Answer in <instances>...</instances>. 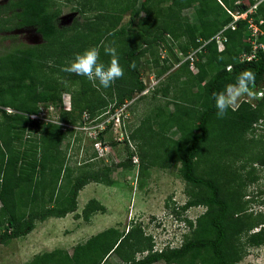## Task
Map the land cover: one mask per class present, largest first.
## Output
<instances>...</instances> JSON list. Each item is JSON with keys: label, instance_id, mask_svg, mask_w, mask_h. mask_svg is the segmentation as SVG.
Instances as JSON below:
<instances>
[{"label": "trees", "instance_id": "trees-1", "mask_svg": "<svg viewBox=\"0 0 264 264\" xmlns=\"http://www.w3.org/2000/svg\"><path fill=\"white\" fill-rule=\"evenodd\" d=\"M93 1V18L76 25L93 35L91 45L100 48L105 65L111 57L105 54L104 46L112 44L124 68L122 78L108 88L101 87L104 93L98 92L86 77L62 69L64 61L73 59L82 48L78 50L69 30L58 25L60 10L51 0H8L0 5V16L5 18L0 20V33L34 28L42 40L36 46L16 45L0 55V245L25 237L35 222L76 212L78 194L87 184H114L112 168L107 165H87L76 175L66 166L61 147L69 131L62 125L82 124L84 114L92 123L99 122L102 118L95 119L108 109L113 112L143 92L146 85L140 77V66L147 55L152 74L164 78L153 91H174L173 100L157 106L138 125L127 126L128 139L122 142L126 158L116 165L129 166L135 155L141 170L165 169L178 163L188 197L181 210L202 206L203 213L194 223L187 220L191 230L176 248L153 250L152 237L145 235L140 226L131 225L127 231L108 228L75 245L71 253L55 250L35 256L27 264H107L111 255L121 264H238L247 247L264 244V215L249 211L248 205L254 200L245 199V187L258 180L253 163L264 168V141L249 142L245 137L264 120V95L256 96L255 106L241 101L221 119L216 114L213 94L235 83L246 69L255 72L250 88L264 94V50L258 48L250 61L240 60L252 51L247 21L234 22L230 15L235 10H248L255 1ZM192 8L193 22L182 14ZM125 13H130V28H117ZM250 17L256 22L263 20L260 28L264 31V1ZM220 31L226 38L222 51L213 39ZM258 43L264 44V37ZM161 47L168 57H160ZM197 49L194 73L189 61L181 62L179 55L188 56ZM175 63L180 64L173 70ZM80 80L82 87L72 95L71 110L59 111V123L43 124L27 118L41 108L61 106L62 95L68 93L65 82ZM181 80L183 85L176 90ZM169 105L173 111H168ZM5 107L15 113H7ZM174 129L177 138L170 136ZM130 142L138 153L130 150ZM110 144L118 145L113 141ZM255 145L258 147L253 152ZM92 155L99 159L95 153ZM242 160L239 169L232 167ZM103 209L96 200H89L81 217L88 222Z\"/></svg>", "mask_w": 264, "mask_h": 264}, {"label": "rangeland", "instance_id": "rangeland-1", "mask_svg": "<svg viewBox=\"0 0 264 264\" xmlns=\"http://www.w3.org/2000/svg\"><path fill=\"white\" fill-rule=\"evenodd\" d=\"M7 1L0 0V5H3ZM51 4L60 10L58 25L67 28V31L69 30L67 33L73 39H76L74 45L78 50L82 48V51L79 50V53L92 47L91 40L93 35L87 33V31L82 30V32L81 27L76 24L80 25L93 18L92 16H94L95 11L92 9V6L95 4V1L51 0ZM83 6L85 7L83 8ZM103 12L105 13V11ZM182 14L184 17H188L191 22L194 21L193 8L182 11ZM129 15L130 13H125L121 16L117 28L121 26L130 28ZM142 16L143 14H141ZM0 20L5 21V18L1 15ZM136 22L137 20H135L134 25ZM41 42V37L35 32L34 28L0 33V55L19 44L22 46H36ZM159 55L161 58H165L168 57V52L165 48L161 47ZM179 57L181 58V62H183L185 56L179 55ZM73 59L64 61L63 67L61 66L62 69L66 68ZM48 64L50 66H60V64L56 65L57 63L55 64L54 62H48ZM179 64L175 63L173 70H176ZM152 69L150 58L146 55L142 58L140 66V77L145 85H148L150 82V76L153 73ZM156 78L158 83L164 79L163 77ZM183 82L181 80L178 83L176 90L180 89ZM82 83V80L75 83L65 82L64 90L68 93L62 95L63 104L65 101L71 103L72 95L81 89ZM158 83L155 88L161 85ZM93 87L98 92L104 93V89L99 86L98 81L93 83ZM155 88L145 95H135L132 100L128 101L130 104L124 113L127 119H130L128 126L138 125L139 121L150 112H153L157 106L172 102L174 91H164L161 88L157 90L158 92H154ZM251 91L252 95L242 96L237 105L241 101H246L255 106L257 103L256 88H251ZM62 105L48 109L41 108L40 110L44 112L43 114H45V118L48 121L59 123L58 115L59 111L63 110ZM168 111H173L172 105L168 106ZM82 122H84L83 116ZM42 123L44 124V122ZM79 123L62 125L69 131L68 137L61 147L62 152L65 154L66 166L73 168L76 175L87 165L90 167L107 165L112 168L111 178L114 184L112 186L98 183L87 184L88 186L86 185L78 194L76 212L68 214L63 218H49L43 222H35L33 230L25 237L14 239L7 245H0V264H27L35 256L55 250L71 253L75 245L85 242L88 238L103 230L116 228L120 231H127L131 225L140 226L145 235H150L154 244H157V249L166 244V246L176 248L181 245L183 236L191 230L187 220L194 223L196 217L203 213L205 208L202 206L191 207L185 211L181 210V206L187 202L188 197L184 192L185 183L179 175L178 163H171L165 169L150 167L141 170L140 167L138 168L139 159L135 155L134 159H131V162H129V166L127 164V167H119L116 164L122 163L126 158L125 146L123 144L112 146L108 150V153L104 152V155L98 160L93 159V140L90 136L92 133L88 129H83V125ZM94 124L90 123L87 126ZM125 131L129 134L127 127ZM176 132L175 129L172 130L170 136L177 138ZM245 137L249 142L251 140L259 141L260 139L264 141V120L257 123L253 134L246 135ZM128 146L131 151H138L133 142H130ZM257 147L258 145L253 146L252 151L256 152ZM242 163L243 160L236 161L232 164V167L239 169L238 167ZM253 166L256 169L258 180L254 184L245 187L247 194L245 199H249L250 197L254 200L248 205L249 211H252L254 214L264 215V168L257 163H253ZM96 198L103 201V204L96 200ZM92 199L99 202L104 209L103 212H97L90 217L93 219V222H91V219L87 222L81 217V212L86 203ZM254 231L257 230L255 229ZM140 256L137 255V257ZM107 264H121V261L115 255H111L107 260ZM155 264L164 263L157 262ZM238 264H264V244L260 247H247L244 258Z\"/></svg>", "mask_w": 264, "mask_h": 264}, {"label": "built area", "instance_id": "built-area-1", "mask_svg": "<svg viewBox=\"0 0 264 264\" xmlns=\"http://www.w3.org/2000/svg\"><path fill=\"white\" fill-rule=\"evenodd\" d=\"M255 3L246 11L240 13V12H230V15L233 18V21H238V20H246L247 21V29H248V33H249V40H250V44L252 46V51L250 54H244L242 56H240V60L241 61H250L254 58L255 56V52L258 50V48H261L262 50H264V44L263 43H258V39L261 37H264V31H262V29L260 28V26L263 24V20H257V22L250 16H252L253 14L256 13L257 7L258 5L264 1V0H254ZM235 27H232V29H234ZM223 31H220L218 34H216L213 39L216 41L217 43V47H218V51H222L224 48V42L226 41V38L223 36ZM199 52V49L191 52L188 56L184 57V61H189L190 63V69L192 70V72L196 73V67L194 65V60H196V54ZM158 83L157 78L152 74V76H150V82L148 85H146V88L144 89L143 92H141V95H145L147 94L150 90H152ZM263 91H259L257 92V97L261 98L262 97V93ZM65 101V100H64ZM130 104V102H126L123 105H121L120 107L116 108L113 112L110 111V109H108L105 113H103L102 115L98 116L96 120L102 118L99 122H96L94 125L91 126H87L90 125V123H92L93 121L89 120V116L87 114L83 115V119L84 122L82 123V128L83 129H88L92 134L91 139L93 140V145H92V149L94 151V153L96 154V158H100L104 155L105 153H108V150L112 147L110 144V141L116 142L119 144H122V142L127 138V133L125 131V128L129 125L128 123L130 122V119H127V116L124 114L127 110L128 105ZM51 108V107H48ZM45 108V109H48ZM7 113H15L14 110H12L11 108L5 107L3 108ZM63 110L65 111H70L71 110V103L68 101H65L63 104ZM44 112L42 110H40L38 113L36 114H28L26 115L27 118L31 121V122H52V121H48L45 118V114H43ZM81 125V124H80ZM109 128V129H108ZM108 131L104 134H102L103 131L107 130ZM120 131V132H118ZM100 135H103V138H99ZM109 137L111 138V140L109 141ZM132 159H134V156L132 157ZM165 247L162 246L161 248L157 249V244L154 245V250H158L161 251L163 248Z\"/></svg>", "mask_w": 264, "mask_h": 264}, {"label": "clouds", "instance_id": "clouds-1", "mask_svg": "<svg viewBox=\"0 0 264 264\" xmlns=\"http://www.w3.org/2000/svg\"><path fill=\"white\" fill-rule=\"evenodd\" d=\"M104 52L111 57L107 65L100 59V48L93 46L85 49L82 53L75 54L74 59L63 70L77 76L86 77L93 83L98 81L99 86L108 88L115 80L123 77L124 68L119 63L115 46L112 44L105 45ZM132 66L134 67V64ZM255 78L254 70L246 69L238 75L235 83H230L223 91L213 94L218 118H224L230 108L234 110L242 96L252 95L250 86L254 84ZM166 245L165 247L171 248V246Z\"/></svg>", "mask_w": 264, "mask_h": 264}, {"label": "crops", "instance_id": "crops-1", "mask_svg": "<svg viewBox=\"0 0 264 264\" xmlns=\"http://www.w3.org/2000/svg\"><path fill=\"white\" fill-rule=\"evenodd\" d=\"M87 186H88V185H87ZM96 200H98V199L96 198ZM98 201H99L101 204H103V201H101V200H98ZM96 215H97V214H96ZM96 215H95V216H96ZM90 219H91V222H93V221H92L93 219H92V218H90ZM95 221H96V220H95ZM103 223H104V222H103ZM96 226H97V225H96ZM96 226H95V227H96ZM88 229H89V228H88ZM88 229H87V230H88ZM103 231H104V230H103ZM101 232H102V231H101ZM99 233H100V232H99Z\"/></svg>", "mask_w": 264, "mask_h": 264}, {"label": "water", "instance_id": "water-1", "mask_svg": "<svg viewBox=\"0 0 264 264\" xmlns=\"http://www.w3.org/2000/svg\"><path fill=\"white\" fill-rule=\"evenodd\" d=\"M235 12H237V10H235Z\"/></svg>", "mask_w": 264, "mask_h": 264}]
</instances>
